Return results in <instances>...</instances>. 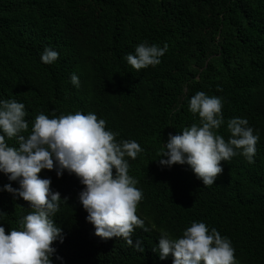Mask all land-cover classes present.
I'll use <instances>...</instances> for the list:
<instances>
[{
	"label": "trees",
	"instance_id": "trees-1",
	"mask_svg": "<svg viewBox=\"0 0 264 264\" xmlns=\"http://www.w3.org/2000/svg\"><path fill=\"white\" fill-rule=\"evenodd\" d=\"M141 42L168 47L158 65L137 71L124 57ZM45 47L59 53L52 64L40 61ZM197 91L222 98L218 132L226 141L232 117L246 118L259 134L254 162L240 154L222 160L210 186L187 164L157 159L169 133L199 123L188 108ZM0 99L25 105V136L40 113L93 112L118 133L117 142L134 140L143 149L125 157L143 193L136 214L149 231L136 227L131 237L143 252L95 234L75 174L38 173L66 198L52 217L64 235L53 242V264H172L171 254L161 260L153 248L162 232L178 238L193 221L227 237L237 264H264V0H0ZM6 142L18 147L15 138ZM5 183L19 185L0 173L7 234L33 209L2 190Z\"/></svg>",
	"mask_w": 264,
	"mask_h": 264
},
{
	"label": "clouds",
	"instance_id": "clouds-1",
	"mask_svg": "<svg viewBox=\"0 0 264 264\" xmlns=\"http://www.w3.org/2000/svg\"><path fill=\"white\" fill-rule=\"evenodd\" d=\"M156 44L141 42L134 53L124 57L137 71L160 63L167 51ZM59 53L45 47L40 61L52 64ZM71 84L80 86L78 76L70 75ZM223 102L219 96L197 91L188 102L189 111L198 114L199 123H193L176 134L169 133L159 154L158 163L172 166L187 164L204 186L214 183L221 173L220 162L243 155L254 162L255 145L259 139L248 120L232 117L226 128L227 141L218 132L225 123ZM25 105L13 99H0V173L19 187L5 183L2 190L28 201L33 211L19 221V228L7 234L0 224V264H53L56 249L53 242H62L64 235L52 217L59 210L62 199L58 191L50 188V178H41L42 169H55L57 177L63 171L75 174L84 187L78 199L87 212L86 220L94 226L101 238H123L139 252L144 248L139 239L132 240L134 228L149 231L144 219L136 214L143 193L136 187L137 180L128 174V160L135 159L143 149L134 140L117 142L118 133L106 129L105 120L96 114L80 111L59 117L38 114L27 136ZM15 138L18 147L10 146L7 139ZM154 252L159 259L173 257L172 264H237L231 241L204 222L193 221L178 238L162 232ZM58 260H62L57 256Z\"/></svg>",
	"mask_w": 264,
	"mask_h": 264
}]
</instances>
